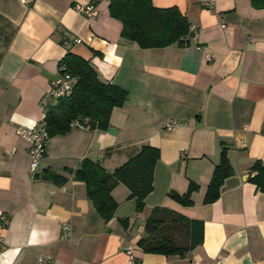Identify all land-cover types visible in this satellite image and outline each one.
I'll return each instance as SVG.
<instances>
[{
	"label": "crops",
	"instance_id": "0c3cea01",
	"mask_svg": "<svg viewBox=\"0 0 264 264\" xmlns=\"http://www.w3.org/2000/svg\"><path fill=\"white\" fill-rule=\"evenodd\" d=\"M92 1L0 0V264H128V246L135 264H264V193L251 181V167L264 165V8L251 0H151L178 9L190 35L184 46L142 49L122 37L109 0L96 3L95 17L78 11ZM67 54L89 61L128 98L107 130L75 124L50 138L32 174L28 143L16 131L45 120L42 98ZM172 120L185 124L168 132ZM143 146L160 151L144 210L137 213L118 184L114 217L104 221L75 171L89 159L111 173ZM222 146L233 173L219 199L205 204ZM190 182L199 186L191 206L170 198ZM156 208L203 222L202 244L184 257L146 252L139 243Z\"/></svg>",
	"mask_w": 264,
	"mask_h": 264
},
{
	"label": "trees",
	"instance_id": "16d2710c",
	"mask_svg": "<svg viewBox=\"0 0 264 264\" xmlns=\"http://www.w3.org/2000/svg\"><path fill=\"white\" fill-rule=\"evenodd\" d=\"M109 1L110 15L123 25L122 37L137 43L140 48L160 49L186 44L190 23L178 9H158L151 0ZM251 3L256 9L264 8V0H251ZM60 65L66 68L75 82L72 94L60 99L46 114L50 138L70 133L75 124L92 130H107L113 110L126 102L127 91L102 81L91 63L79 56L67 54ZM159 158V149L143 146L135 156L111 173L100 163L85 159L74 177L86 185L89 200L100 217L109 222L118 206L112 197V191L118 184L128 188L129 199L135 201L136 212L144 210L145 199L154 189V170ZM251 171L254 173L251 181L258 191L264 193V165L257 161ZM232 173L228 149L222 146L219 163L214 168L204 198L205 204L219 199L221 188ZM51 177L57 183L65 181L58 175ZM198 189V185L190 182L186 193L181 195L171 191L169 196L182 205L191 206L192 194ZM128 221L121 222L126 224ZM145 229L149 237L139 244L150 253L184 257L203 242V222L189 220L163 208L154 209Z\"/></svg>",
	"mask_w": 264,
	"mask_h": 264
},
{
	"label": "built area",
	"instance_id": "2783aa9c",
	"mask_svg": "<svg viewBox=\"0 0 264 264\" xmlns=\"http://www.w3.org/2000/svg\"><path fill=\"white\" fill-rule=\"evenodd\" d=\"M99 0L92 1L89 5L78 7V11L87 17H95L97 15L96 3ZM80 43L81 41H76ZM74 78L66 70L65 67H61L59 76L51 82L50 89L45 92L42 98V105L49 111L60 99L69 97L72 94L74 88ZM185 123L179 120L170 121L165 130L168 132H173L179 127H182ZM17 134L23 138L28 143V152L30 155V172L32 174L36 173L40 167L41 162L46 155V144L50 139V135L47 129V124L42 121L39 125L34 127H24L20 126L17 128ZM4 225L8 224V220L5 217H1ZM71 225L65 223L62 227V233L64 236L71 235ZM2 243V238L0 235V244ZM125 252L128 256V264H135V257L133 249L131 247H126ZM36 264H54L49 258H39Z\"/></svg>",
	"mask_w": 264,
	"mask_h": 264
},
{
	"label": "rangeland",
	"instance_id": "374dc122",
	"mask_svg": "<svg viewBox=\"0 0 264 264\" xmlns=\"http://www.w3.org/2000/svg\"><path fill=\"white\" fill-rule=\"evenodd\" d=\"M1 29H3V27L2 26H0V36H1ZM3 35H4V37L3 38H6V35H7V33H2ZM1 38V37H0ZM2 38V39H3ZM5 40V39H4Z\"/></svg>",
	"mask_w": 264,
	"mask_h": 264
}]
</instances>
